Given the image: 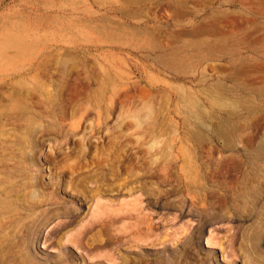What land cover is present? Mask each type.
<instances>
[{
	"label": "rangeland",
	"instance_id": "rangeland-1",
	"mask_svg": "<svg viewBox=\"0 0 264 264\" xmlns=\"http://www.w3.org/2000/svg\"><path fill=\"white\" fill-rule=\"evenodd\" d=\"M260 145L264 0H0V264H264Z\"/></svg>",
	"mask_w": 264,
	"mask_h": 264
},
{
	"label": "bare ground",
	"instance_id": "bare-ground-1",
	"mask_svg": "<svg viewBox=\"0 0 264 264\" xmlns=\"http://www.w3.org/2000/svg\"><path fill=\"white\" fill-rule=\"evenodd\" d=\"M127 4H129V2H127ZM22 18V17H21ZM48 18V17H47ZM29 19V18H28ZM45 19V18H44ZM50 22V21H49ZM200 26V25H199ZM201 27V26H200ZM184 34V33H183ZM219 38V37H218ZM177 58V59H176ZM175 59L178 61L177 63H176V67L174 66V67H172V68H174L176 71H178V69L177 68H180L181 67V65H183L184 64V60H183V57L182 56H178V57H176ZM248 61V60H247ZM261 82V81H260ZM183 93V92H182ZM263 94V93H262ZM182 99H183V101H185L186 100V96L185 95H182V96H180ZM212 100H214V101H217V102H221V103H225L226 102V99H224V98H221V97H218V96H212ZM259 148L260 149H262V150H264V148L260 145L259 146Z\"/></svg>",
	"mask_w": 264,
	"mask_h": 264
}]
</instances>
